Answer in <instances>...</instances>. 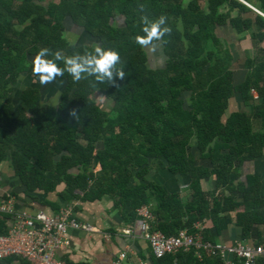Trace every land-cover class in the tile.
<instances>
[{
  "label": "trees",
  "instance_id": "16d2710c",
  "mask_svg": "<svg viewBox=\"0 0 264 264\" xmlns=\"http://www.w3.org/2000/svg\"><path fill=\"white\" fill-rule=\"evenodd\" d=\"M246 1L264 12V0ZM161 15L169 31L149 45L137 43L142 17ZM68 18L80 29L76 43L66 35ZM226 25L250 32L258 46L264 41V15L242 0H0V166L9 162L23 186L12 192L38 200L39 192L65 182L60 196L109 195L128 222L150 205L153 228L167 235L183 227L195 232V221L208 217L214 230L205 236L213 241L232 222L242 227L241 238L257 234L264 225L262 184L253 174L243 178L242 167L264 151V57L246 53L247 72L235 83ZM155 44L158 65L149 55ZM96 46L119 53L123 79L73 81L65 71L50 85L34 81L40 48L55 59L57 52L64 58ZM95 93L112 106L99 105ZM236 96L245 107L226 115ZM152 163L189 177L191 197L183 201L179 191L147 181ZM210 179L214 187L205 190ZM3 218L6 233L9 217ZM155 262L204 264L184 251Z\"/></svg>",
  "mask_w": 264,
  "mask_h": 264
},
{
  "label": "crops",
  "instance_id": "0c3cea01",
  "mask_svg": "<svg viewBox=\"0 0 264 264\" xmlns=\"http://www.w3.org/2000/svg\"><path fill=\"white\" fill-rule=\"evenodd\" d=\"M221 34H223V31H221L220 35ZM227 41L232 55L231 69L234 72L233 78L235 83H239L243 80L247 72V69L244 67L246 53L252 57L260 54L261 57L264 55V41L258 46L250 32L240 33L235 29L232 31V34ZM231 44H233L232 48L230 46ZM258 47H260L261 50H259ZM235 48L236 51L234 50ZM251 93L255 98L257 92L254 88L251 89ZM253 104L252 101L250 107H246L249 114H252L253 112ZM244 107L245 105L240 97H233L230 99L226 115H229V112L231 111L240 108L242 109ZM253 124L255 130L261 129V121L259 119L253 118ZM100 169L101 164L98 163L93 170L98 172ZM0 171V197L5 194H12L16 199L17 209H27L31 212H35L38 209H44L52 214L56 213L60 207L65 204L74 202L75 217L80 221L88 222L93 225L94 229L89 231L69 228L68 244L61 252V258L66 264H113L117 259H121L123 264H157L155 258L158 259V257L155 256L148 239L144 238L139 232L133 231L131 234L124 232L126 229H133L137 219L140 217L139 213L138 218L135 221H126L123 218L119 207L115 205L114 200L109 195H104L94 200H88L83 197L84 194H79V190H77L75 194L76 196L67 200L59 195L60 192L66 189V183L62 182L57 186L56 191L49 193L39 192V198L38 200H35L26 194V192L18 191V193L15 194L12 192L16 191V187L21 189L23 186L19 182L18 176L15 174L9 162L6 163V161H4L0 166ZM248 174H253L260 178L262 184L261 193L264 195V151L259 157L254 160H248L244 163L242 167L243 178H246ZM146 179L147 181L154 180L161 183L165 189L169 191H179L183 201H186L191 197V188L188 186L189 177L172 173L167 169L161 170L157 167V163H152L150 170L146 175ZM206 182L205 185L204 181L202 182L203 188L205 190H212L214 187V180L210 179ZM35 193L38 192H34V194ZM226 193L228 194L229 192L226 190ZM143 205H147L151 211L150 205ZM0 220L5 219L0 217ZM153 220L154 218L149 220V225L152 229H154L152 225ZM193 226L195 232H191L187 227L181 229H185L189 233L196 234L202 237L203 240L211 241L212 243L219 242L233 244L237 241H241L264 244V225L257 226V234L254 233L251 237L241 238L242 227L235 225L232 222L227 228L222 230L220 236H216V241L206 238L205 236V231L207 229L211 231L214 230V221L211 217L205 218L201 221L197 220ZM6 227V231H8L9 221L7 222ZM180 251L195 252L194 250H179L176 253L168 254L176 255ZM201 253L203 255L202 259H199L196 254H194L199 261L204 262V264H209L207 260H216L218 262L217 264H223L221 255H207L203 249H201ZM25 260L24 257L16 255L0 258V264H28V260ZM260 260L264 262L263 258H260ZM235 264H241L237 257H235Z\"/></svg>",
  "mask_w": 264,
  "mask_h": 264
},
{
  "label": "built area",
  "instance_id": "2783aa9c",
  "mask_svg": "<svg viewBox=\"0 0 264 264\" xmlns=\"http://www.w3.org/2000/svg\"><path fill=\"white\" fill-rule=\"evenodd\" d=\"M254 9L264 15L258 8ZM78 193L82 195L83 191L79 190ZM138 213L140 217L133 229H126L124 232H139L149 240L158 258L179 250H194L196 256L202 259L203 249L207 255H221L223 264H235V257L241 264H264L260 260L264 259L263 243H212L185 229H181L178 234L167 235L161 230L151 228L149 220L154 216L147 205H142ZM4 216L9 217V228L6 233L0 232V258L17 255L32 264H66L61 258V252L68 244L69 228L88 231L94 229L90 223L75 217L74 202L65 204L52 214L44 209L31 212L17 209L15 197L5 194L0 197V217ZM113 264L123 263L121 259H117Z\"/></svg>",
  "mask_w": 264,
  "mask_h": 264
},
{
  "label": "clouds",
  "instance_id": "9594fccd",
  "mask_svg": "<svg viewBox=\"0 0 264 264\" xmlns=\"http://www.w3.org/2000/svg\"><path fill=\"white\" fill-rule=\"evenodd\" d=\"M165 19L164 15L159 16L155 20L142 17V31L144 35L136 36L137 43L140 45H149L153 40H159L165 32L169 31ZM48 54V48H40L33 62L32 71L38 74V79L41 84L53 80L55 76L62 75L65 71L70 74L73 81H78L83 76H92L96 81L107 80L109 82L113 81L114 76L120 79L124 78V71L118 66L120 55L112 48L96 46L91 52L75 54L64 58L57 52L54 54L55 59L48 58ZM59 59L64 60L63 67L57 66L55 61ZM256 96L255 98H258V94Z\"/></svg>",
  "mask_w": 264,
  "mask_h": 264
},
{
  "label": "rangeland",
  "instance_id": "374dc122",
  "mask_svg": "<svg viewBox=\"0 0 264 264\" xmlns=\"http://www.w3.org/2000/svg\"><path fill=\"white\" fill-rule=\"evenodd\" d=\"M243 1L245 3H247L249 5V7H251V8L254 9L255 6L253 4H251V3L249 4L245 0H243ZM201 2H204V1H201ZM255 11H257V10H255ZM66 25H67V32H66L67 37L72 42H75L76 43L79 40V35H80L79 30L80 29L77 28L78 30H75L74 23L72 22V19L71 18H68V21L66 22ZM232 31H234V28L232 26H227V28H226V35H227L228 38H230V35L232 34ZM156 45L157 44L150 46V48H149V55H151L152 56V59H153V60H151V63H154L155 65H158V64H162V61L161 60L159 61L160 56H158V54H159L160 51H158V53L156 52V47H157ZM232 45L233 44L230 45L231 48H232ZM234 50L236 51V48ZM261 57H264V55H262ZM55 79H57V76L54 77L53 80L48 81V82H45L44 84H40V85L41 86L50 85L51 83H54V80ZM34 81L39 83V81H38V74L37 75H34ZM187 94H188L187 92H184L183 93V97L184 98H188V95ZM55 97H57V94L55 95ZM93 97L97 101V103H99V105H101L103 107L110 108L112 106V103L110 102V100L108 98H106L103 94L95 93ZM54 103H56V101ZM147 179H149V178H147ZM206 181H208V180H204V185L207 183Z\"/></svg>",
  "mask_w": 264,
  "mask_h": 264
}]
</instances>
